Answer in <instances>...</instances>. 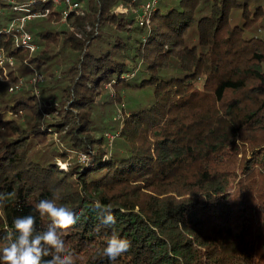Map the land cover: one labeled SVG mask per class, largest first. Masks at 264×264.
<instances>
[{"label": "trees", "instance_id": "obj_1", "mask_svg": "<svg viewBox=\"0 0 264 264\" xmlns=\"http://www.w3.org/2000/svg\"><path fill=\"white\" fill-rule=\"evenodd\" d=\"M31 1L16 0L17 10L0 0V30L48 8L26 21L39 49L3 32L0 48L20 69L50 70L43 92L57 102L43 108L44 123L28 91L6 99L0 90L10 130L0 194L15 193L0 205V251L17 217L31 214L47 230L35 205L55 199L79 216L62 234L76 264H264V0H159L143 26L115 8L145 0H85L62 36L48 25L60 11ZM107 83L123 112L116 121L114 101L101 97ZM133 92L143 99L125 112L122 94ZM20 110L26 126L14 118ZM104 130L118 131L111 150ZM52 132L63 144L38 147ZM74 153L89 158L57 164ZM95 200L112 206L114 225L101 224ZM113 231L132 241L116 261L103 256Z\"/></svg>", "mask_w": 264, "mask_h": 264}, {"label": "clouds", "instance_id": "obj_2", "mask_svg": "<svg viewBox=\"0 0 264 264\" xmlns=\"http://www.w3.org/2000/svg\"><path fill=\"white\" fill-rule=\"evenodd\" d=\"M14 192L0 194V205L11 200ZM40 217L51 221L47 230L38 232L36 217L29 214L13 221L14 234L8 236L9 243L0 251V264H76L77 254L66 248L62 234L73 228L79 216L66 206H58L55 199H43L35 205ZM93 208L101 217L102 225H114L116 217L112 206L93 201ZM99 227V226H98ZM132 241L115 231L107 238L103 256L111 261L127 253ZM48 257L47 259H45Z\"/></svg>", "mask_w": 264, "mask_h": 264}, {"label": "rangeland", "instance_id": "obj_3", "mask_svg": "<svg viewBox=\"0 0 264 264\" xmlns=\"http://www.w3.org/2000/svg\"><path fill=\"white\" fill-rule=\"evenodd\" d=\"M16 1V0H15ZM80 1V5L79 8L77 10H73L72 13L75 16H81L84 14V12L86 11V6H85V0H79ZM126 5H118L115 8V11L123 14V15H127L129 13H133L132 10L135 8L132 5L135 4H131L128 3ZM131 5V6H130ZM13 7V5H12ZM53 7L56 8L57 10L60 11V15H61V19H59V21H52L51 23H49L48 25L52 28L55 29L56 31H58V33H60V36L62 32L65 31V29H70V30H75L72 21H68L66 18L63 19V15L61 13L62 6L59 5H55L53 4ZM47 9V10H46ZM43 12L44 14L41 16H32V17H27L25 18L24 22H23V26L21 27L19 32H16L14 29L11 31H6L4 29L0 30V33H8L12 36L15 44L18 41H21L23 39L28 40V45H26V48H28V50L30 51V53H33L35 50L39 49L38 48V44L32 42V35L31 33L27 30L26 28V24H27V20H31L34 18H37L36 20H41L44 18L45 15H47L49 9L46 8ZM8 10L7 8H2L1 9V14H0V18L2 17L3 13H6L5 11ZM134 14V13H133ZM27 15V14H25ZM22 15V16H25ZM136 17V13L134 14ZM21 17V16H20ZM3 19V18H1ZM137 20V18H136ZM138 23V20H137ZM145 25H150L151 21L150 18L148 19L147 22L144 23ZM86 29H89V27L87 26ZM24 45V44H23ZM59 48H55L54 52L57 50L58 51ZM26 63V61H24ZM29 65V64H28ZM10 70H14V74L17 76V79L14 83H12L10 81V75H9V71ZM51 70L55 73V75L59 74L60 71V67L57 65L52 66ZM50 70H45L42 71L39 68L34 67L33 65H29L27 67V70L25 69H20L17 67V65H15V62L13 60L12 57L8 56L5 54V51L3 48H0V90L2 92V96H4V98H9L10 95L15 91H19L20 89L28 91L29 95H33L36 98V103H37V107L40 110V116H39V120L41 122L45 123L46 119H50L51 115L48 114L43 108L47 105H51L55 102H57V96L53 97L50 94H45L43 92V88L46 85L47 82V78H45L48 74H49ZM15 86L19 87V88H14ZM104 94L101 97H104V95H107V99H111L114 105V108L116 110V113H114L113 118L115 119V121L117 119H121L122 117V110H121V106H119L118 101H116L114 99V90L111 87L110 83H107L104 86V90H103ZM100 99V96L97 97V100ZM143 99V94L142 93H138V92H133L130 93L128 95L122 94V106L123 107V111H127L126 107L127 105L131 102H136L138 100H142ZM101 101V100H100ZM3 110L0 107V111ZM4 116L8 117V118H13L14 116L12 115L11 112L9 111H4ZM17 119L18 124L21 126H26L27 124V119H26V114L25 111L20 110L18 112V117H14ZM30 121H32V118L30 119ZM31 123V122H30ZM116 134H118V131L115 132ZM116 134L112 133L109 130H104V137H105V147L108 150H111L112 147L114 146V140H115V136ZM10 130L4 126L3 124H0V145L1 143L7 142L10 139ZM46 144H50V146H55V147H60L62 143V139L59 137V135L56 132H52L51 134L48 135V138H46L45 140L41 141V144L38 147H41L42 145H46ZM84 156H87V154L84 153H74L68 156V158L66 160L63 159H56L57 164H59V166L62 169H65L67 167L68 162H80V158H83Z\"/></svg>", "mask_w": 264, "mask_h": 264}, {"label": "built area", "instance_id": "obj_4", "mask_svg": "<svg viewBox=\"0 0 264 264\" xmlns=\"http://www.w3.org/2000/svg\"><path fill=\"white\" fill-rule=\"evenodd\" d=\"M42 1H44V0H42ZM50 1L52 2V4L62 6L61 8H63V9H62L61 13L63 15V19H65L67 17L69 12H72L73 10H77L79 8V5H80V1L79 0H50ZM158 1L159 0H145V1H142L141 3H138L137 5H132V6L135 7L132 10V12L134 14L135 13L137 14L136 18H137L138 24L140 26L145 25L144 23L148 21V19L150 18V14L155 9L156 4L158 3ZM7 2L10 5H13L14 9L18 10V9L22 8V7L17 6V5L14 4L16 2L15 0H7ZM31 2H34V0L31 1ZM133 2H134V0H132V3ZM43 14L44 13L41 12V11H34V12L28 13L25 16L16 17L8 24V26L6 28H2V29L6 30V31H11V30L14 29L16 32H19L21 27L23 26V22H24L25 18L32 17V16H41ZM20 42L22 44H24V45H28V40L23 39ZM15 88L17 89L19 87L15 86L12 89H15ZM15 91H17V90H15ZM88 158L89 157L84 156L83 158H80L79 161L80 162H86V160Z\"/></svg>", "mask_w": 264, "mask_h": 264}]
</instances>
